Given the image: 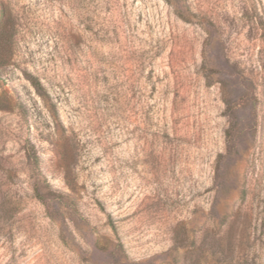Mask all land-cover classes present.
<instances>
[{
	"label": "rangeland",
	"instance_id": "rangeland-1",
	"mask_svg": "<svg viewBox=\"0 0 264 264\" xmlns=\"http://www.w3.org/2000/svg\"><path fill=\"white\" fill-rule=\"evenodd\" d=\"M0 264H264V0H0Z\"/></svg>",
	"mask_w": 264,
	"mask_h": 264
},
{
	"label": "trees",
	"instance_id": "trees-1",
	"mask_svg": "<svg viewBox=\"0 0 264 264\" xmlns=\"http://www.w3.org/2000/svg\"><path fill=\"white\" fill-rule=\"evenodd\" d=\"M177 1H182V0H177Z\"/></svg>",
	"mask_w": 264,
	"mask_h": 264
}]
</instances>
